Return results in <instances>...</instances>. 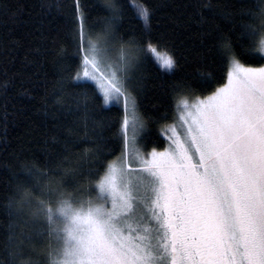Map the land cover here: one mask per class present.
Here are the masks:
<instances>
[{"label": "snow or ice", "instance_id": "1", "mask_svg": "<svg viewBox=\"0 0 264 264\" xmlns=\"http://www.w3.org/2000/svg\"><path fill=\"white\" fill-rule=\"evenodd\" d=\"M54 7L53 0L40 2L45 15ZM132 7L129 21L149 30L126 38L125 0H103L99 31L74 0L67 19L74 51L58 49L55 104L45 101L42 108L57 123L75 119L66 133L45 140L52 154L43 163L22 153L10 163L0 189V214L7 218L0 223V264H264V0L254 6L252 0H194L201 43L210 38L207 50L225 59L226 83L193 96L189 83L174 80L184 131L168 126V147L151 152L140 146L148 119L139 114L135 93L144 88L149 56L172 75L178 61L159 55L147 0ZM237 46L255 49L250 63L260 66L243 63ZM4 76L7 98L14 85L6 70ZM42 87L47 95V82ZM21 88L29 96V87ZM113 103L124 108L123 148L109 161L105 124L91 105ZM5 113L7 120L6 106ZM81 142L90 146L72 153Z\"/></svg>", "mask_w": 264, "mask_h": 264}, {"label": "trees", "instance_id": "2", "mask_svg": "<svg viewBox=\"0 0 264 264\" xmlns=\"http://www.w3.org/2000/svg\"><path fill=\"white\" fill-rule=\"evenodd\" d=\"M41 0H2L0 7V81H4L5 70L12 77L13 87L7 90L0 88V189H3L11 176L9 165L14 157L20 155L37 157L43 163L52 149L45 151V140L54 133H66L73 126L74 117L67 121H54L43 111L45 101L49 106L55 104L52 95L53 83L57 78L59 57L58 49L65 46L71 55L74 47L68 38L69 25L67 19L72 15L74 0H53L52 11L45 15L40 8ZM103 0H80L88 17L87 24L97 31L103 26L106 13L102 9ZM144 0H125L126 17L123 29L126 38L132 32L140 36L145 29L143 22L129 21L134 14L132 5ZM194 0H147L153 9L150 31L153 40L159 41V53L172 55L178 61L174 75L159 68L155 59L149 56L144 66L145 84L142 91L135 93L139 105V114L148 119L146 134L140 142L142 150L151 152L153 148L164 150L168 144L164 131L177 120L176 100L171 94L174 80H185L191 85L193 96L208 95L216 87L226 83L227 63L213 48L210 38L204 37L201 43L202 27L196 22ZM254 6V0H252ZM207 15V9L204 10ZM224 28L226 20L215 21ZM132 31L129 32L128 30ZM260 36L257 37V44ZM240 59L247 66L257 67L250 63L257 56L255 49L246 50L237 46ZM262 54V53H261ZM47 82L46 95L42 85ZM29 87V96H21V84ZM90 83V82H88ZM91 84V83H90ZM189 100H194L189 97ZM5 106L8 119L5 120ZM14 106V107H13ZM93 116L103 121L105 154L109 161L121 155L123 143L121 124L124 109L121 106L107 105L100 107L91 105ZM166 119H162L163 117ZM88 143H76L71 146L72 153H79L89 147ZM0 223L6 224V216L0 214Z\"/></svg>", "mask_w": 264, "mask_h": 264}, {"label": "rangeland", "instance_id": "3", "mask_svg": "<svg viewBox=\"0 0 264 264\" xmlns=\"http://www.w3.org/2000/svg\"><path fill=\"white\" fill-rule=\"evenodd\" d=\"M262 54H264V53H262ZM159 55L160 56H166V54H162V53H159ZM88 82H90V83H92L91 81H88ZM194 102V100H189V103H193ZM110 105H115V106H121L122 108H123V104H110ZM124 109V108H123ZM129 112H131V109H129ZM177 116H178V118H177V120L174 122V124H175V127H176V131H177V133H182L183 131H184V129L181 127V121L179 120V111L177 110ZM129 119H131V116H129ZM173 125V124H172ZM171 135V131H168L167 132V134H165V131H164V136H165V138H167V140H168V144L170 143V141H169V139H168V136H170ZM168 144H167V146L165 147V148H167L168 147ZM164 148V149H165Z\"/></svg>", "mask_w": 264, "mask_h": 264}]
</instances>
